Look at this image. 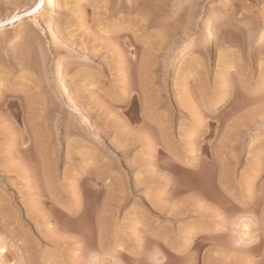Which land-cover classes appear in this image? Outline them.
Returning <instances> with one entry per match:
<instances>
[{"label":"rangeland","instance_id":"rangeland-1","mask_svg":"<svg viewBox=\"0 0 264 264\" xmlns=\"http://www.w3.org/2000/svg\"><path fill=\"white\" fill-rule=\"evenodd\" d=\"M57 3L0 32V264H264V0Z\"/></svg>","mask_w":264,"mask_h":264},{"label":"bare ground","instance_id":"bare-ground-1","mask_svg":"<svg viewBox=\"0 0 264 264\" xmlns=\"http://www.w3.org/2000/svg\"><path fill=\"white\" fill-rule=\"evenodd\" d=\"M57 10H58L57 0H39L38 3L36 2L35 8L29 12L27 11L26 13H29V14L32 13V15L35 14L36 20H37L38 15H41L43 12H44L43 14L45 13L51 14V13H56ZM26 13L17 14L13 16V18H8L5 21H0V32L4 30L6 23L10 21L17 20L19 22H22L25 16L27 15Z\"/></svg>","mask_w":264,"mask_h":264}]
</instances>
